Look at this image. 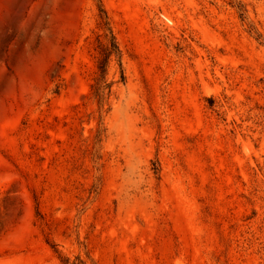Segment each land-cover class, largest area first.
<instances>
[{"label": "rangeland", "instance_id": "rangeland-1", "mask_svg": "<svg viewBox=\"0 0 264 264\" xmlns=\"http://www.w3.org/2000/svg\"><path fill=\"white\" fill-rule=\"evenodd\" d=\"M65 257L264 264V0H0V264Z\"/></svg>", "mask_w": 264, "mask_h": 264}, {"label": "trees", "instance_id": "trees-1", "mask_svg": "<svg viewBox=\"0 0 264 264\" xmlns=\"http://www.w3.org/2000/svg\"><path fill=\"white\" fill-rule=\"evenodd\" d=\"M241 15L244 13V9L240 8ZM99 28L103 31L102 34H97V56H96V71L90 85V97L96 103L99 109L108 111L111 105V98L113 96L112 86L117 82H124L125 77L121 66V51L118 42L109 26L108 19L103 8H99ZM260 34H257L259 37ZM114 59L119 68V79L114 81L108 78V69L110 61ZM104 136L103 131L96 130L95 140H101ZM154 172L157 171L156 167H153ZM62 264H79V262L71 261L65 257L60 259ZM84 264V263H83Z\"/></svg>", "mask_w": 264, "mask_h": 264}]
</instances>
